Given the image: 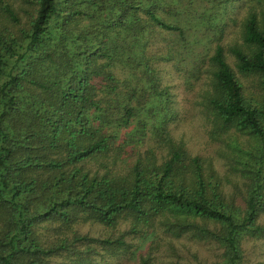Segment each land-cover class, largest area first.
<instances>
[{
    "label": "trees",
    "instance_id": "trees-1",
    "mask_svg": "<svg viewBox=\"0 0 264 264\" xmlns=\"http://www.w3.org/2000/svg\"><path fill=\"white\" fill-rule=\"evenodd\" d=\"M234 1L0 0V264H158L182 238L214 250L206 264H248L264 240V6L226 47ZM165 65L200 86L224 172L174 136Z\"/></svg>",
    "mask_w": 264,
    "mask_h": 264
},
{
    "label": "rangeland",
    "instance_id": "rangeland-1",
    "mask_svg": "<svg viewBox=\"0 0 264 264\" xmlns=\"http://www.w3.org/2000/svg\"><path fill=\"white\" fill-rule=\"evenodd\" d=\"M263 6V3H260L258 0H235L232 2L228 6L224 16L226 20L221 43L228 47L234 43L242 42L243 21L248 11L254 8L259 12ZM228 58L229 62L233 64L234 58L231 56ZM163 68V83L169 85L175 94L182 117L177 124L173 125L174 136L187 142L191 152L194 154L203 157H213L219 170L224 172L226 169L225 164L228 161L224 157L221 158L218 154V148L221 146L224 148V144L214 143L209 139L206 127L204 126L205 120L203 114L201 113L200 106L197 104V100L200 99L198 98L200 86L197 85L190 92L186 90L183 78L179 77L170 65H165ZM86 230L96 233L98 228L87 226ZM172 241L177 247V254L168 251V246L165 244L166 246L163 248L166 251L162 254L158 264H171V261L188 264H206L213 259L214 250L208 244L188 238L173 239ZM149 243V240H144L138 253L144 252ZM247 255L249 259L248 264H264V240L249 242L247 244ZM120 264H137V261L134 258L129 261L120 262Z\"/></svg>",
    "mask_w": 264,
    "mask_h": 264
}]
</instances>
